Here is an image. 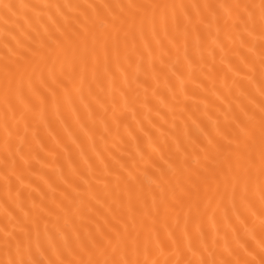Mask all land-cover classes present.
<instances>
[{
  "label": "snow or ice",
  "instance_id": "obj_1",
  "mask_svg": "<svg viewBox=\"0 0 264 264\" xmlns=\"http://www.w3.org/2000/svg\"><path fill=\"white\" fill-rule=\"evenodd\" d=\"M0 53V264H264V0H0Z\"/></svg>",
  "mask_w": 264,
  "mask_h": 264
},
{
  "label": "bare ground",
  "instance_id": "obj_2",
  "mask_svg": "<svg viewBox=\"0 0 264 264\" xmlns=\"http://www.w3.org/2000/svg\"><path fill=\"white\" fill-rule=\"evenodd\" d=\"M5 2H7V0H5ZM47 2V0H46ZM51 2L55 3V2H61V3H67L69 2V0H51ZM71 2L76 3V2H80V3H105V2H120V0H71ZM123 2L127 3L128 0H123ZM144 2H172V0H144ZM184 2L186 3H191V2H195V0H184ZM202 2V0H201ZM0 55H2V53H0ZM195 87L194 84H190L189 85V90L191 91L193 88ZM161 91H165L163 89V85H161ZM149 99L151 100V104L149 105V107H152L153 105H157L158 104V98H154L152 97L151 94V90H149ZM200 97L197 96L195 98L196 101H199ZM189 103H193L192 100H189ZM163 108V111H161L160 115L163 116L164 112L167 111V108L164 106H161ZM137 109H138V114L136 116V120H141L143 119L145 116L148 115L147 113V109L144 107H141L140 105H137ZM67 115V113H65ZM153 116L155 115V111H153ZM48 118L50 119L51 123L49 126H42L39 129V137L38 140L40 141V143H42L43 145H46V147L43 148V151L41 152V156L43 157H47L46 159L42 160V163L47 165L46 170L50 173H52L54 176H58L60 171H61V165L63 164V172L65 174H70V170L67 167V162H66V154H64L63 152H61L59 149H57L58 155H59V159H53L51 156L48 155V152L52 149L56 148V142L57 141H61V145L67 143V144H71L72 143V139H75L74 137L70 138L67 134V132L65 131V129L62 127L61 125V120L63 119V117H61L60 119H57L56 115H54L53 113H49L48 114ZM151 118V117H149ZM158 119V118H157ZM167 119L170 120V117H167ZM127 120L130 124H132L133 127H136L135 121L132 119L131 113H129L127 115ZM145 123H147V121H145ZM73 125L75 127V122L73 121ZM157 127H159V125H157ZM129 131H131V129H129ZM138 131V129H137ZM59 133V135H58ZM121 134L123 136H125V138H127V133H125L123 127L121 128ZM133 135H135V133H133ZM40 138H42V140H40ZM77 144L80 143V141L76 142ZM109 145H111V140H109ZM129 146H131V144H129ZM3 146H2V142H0V151H2ZM87 155L92 156V159L95 160V156H93L92 152L89 151L87 153ZM72 159H74L80 166L81 169H85L86 166L84 164V161L80 158V153H79V149L76 148L75 145H72V153H71ZM92 161L90 160L89 163H91ZM4 194H5V189H4V185H3V180L2 178H0V201H2V199L4 198ZM2 222H3V213L2 211H0V226H2Z\"/></svg>",
  "mask_w": 264,
  "mask_h": 264
}]
</instances>
